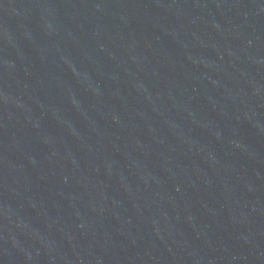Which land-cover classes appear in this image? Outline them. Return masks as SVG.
Instances as JSON below:
<instances>
[{
  "label": "water",
  "instance_id": "1",
  "mask_svg": "<svg viewBox=\"0 0 264 264\" xmlns=\"http://www.w3.org/2000/svg\"><path fill=\"white\" fill-rule=\"evenodd\" d=\"M0 264H264V0H0Z\"/></svg>",
  "mask_w": 264,
  "mask_h": 264
}]
</instances>
